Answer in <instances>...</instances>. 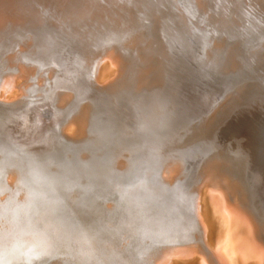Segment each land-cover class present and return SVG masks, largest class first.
Returning a JSON list of instances; mask_svg holds the SVG:
<instances>
[{
	"label": "rangeland",
	"instance_id": "rangeland-1",
	"mask_svg": "<svg viewBox=\"0 0 264 264\" xmlns=\"http://www.w3.org/2000/svg\"><path fill=\"white\" fill-rule=\"evenodd\" d=\"M128 2L122 26L0 18V78L23 86L0 98V264L152 263L195 244L183 197L216 149L243 154L264 192V0Z\"/></svg>",
	"mask_w": 264,
	"mask_h": 264
},
{
	"label": "bare ground",
	"instance_id": "bare-ground-1",
	"mask_svg": "<svg viewBox=\"0 0 264 264\" xmlns=\"http://www.w3.org/2000/svg\"><path fill=\"white\" fill-rule=\"evenodd\" d=\"M10 15V14H9ZM6 16V15H5ZM15 17V16H14ZM10 18V16H9ZM4 19V18H3ZM5 20V19H4ZM13 20V19H12ZM17 20V19H14ZM3 22V21H2ZM1 22V23H2ZM6 23V22H5ZM4 23V25H5ZM13 23V22H12ZM8 24V23H7ZM6 26V25H5ZM4 26V27H5ZM10 26V25H9ZM12 26V25H11ZM3 27V24H2ZM12 28V27H11ZM1 29V28H0ZM7 29V28H6ZM4 31V29H3ZM7 32V31H6ZM1 37V36H0ZM110 56V55H109ZM106 59V58H105ZM11 62L12 60L9 59ZM7 60V61H9ZM117 62V61H116ZM100 64V63H99ZM107 65V64H105ZM2 66V65H0ZM5 66V65H3ZM15 66V65H14ZM103 66V65H102ZM7 67V65H6ZM9 67V66H8ZM17 68V64L15 66ZM106 67V66H105ZM105 67L100 66L101 70ZM4 69L5 72V68ZM107 69H109L107 67ZM115 69V68H113ZM1 70V69H0ZM14 70V69H13ZM112 70V69H111ZM15 71V70H14ZM109 71V70H108ZM1 72V71H0ZM4 72H1L2 74ZM101 72V71H100ZM112 72V71H111ZM114 72V71H113ZM95 73V72H94ZM1 74V75H2ZM19 74V73H18ZM23 74V73H22ZM111 73H109L110 75ZM114 74V73H113ZM4 75H6L4 73ZM108 76V75H107ZM17 77L5 76L0 78V98L6 99L17 96L21 93L23 86H20L17 82ZM28 78V77H26ZM99 78V77H97ZM100 80V78L98 79ZM19 81V80H18ZM15 88V89H13ZM26 89V88H25ZM15 99V98H14ZM9 100V99H8ZM1 101V100H0ZM5 102V101H1ZM0 102V103H1ZM14 102V101H12ZM12 104V103H11ZM14 106V105H13ZM1 108V105H0ZM6 109V107H4ZM12 108V106H11ZM2 110V109H1ZM0 110V111H1ZM3 112H0V114ZM11 113V112H9ZM212 117L213 114H212ZM211 117V118H212ZM80 119V118H79ZM214 119V118H213ZM4 121L5 118H3ZM203 121V120H202ZM72 123V122H71ZM75 123V122H74ZM1 124V123H0ZM78 124V123H77ZM62 125V124H61ZM72 125H68L64 127V131L67 136H73L75 134V127ZM216 125V124H215ZM77 127V125H76ZM77 129V128H76ZM214 129V128H213ZM82 130V129H81ZM214 131V130H213ZM216 131V130H215ZM77 132V131H76ZM194 133V132H192ZM191 133V134H192ZM78 134V133H77ZM213 135V133H212ZM192 136V135H191ZM207 136V135H206ZM74 137V136H73ZM78 137V136H77ZM81 137V136H80ZM79 138V137H78ZM76 139V138H75ZM215 140V139H214ZM213 140V141H214ZM221 142V141H220ZM219 143V141H218ZM221 144V143H220ZM216 145V144H215ZM219 145V144H218ZM217 148V147H216ZM220 148V147H219ZM203 156V155H202ZM114 160V159H113ZM161 160V158H160ZM115 161V160H114ZM130 164V163H129ZM132 164V163H131ZM116 165V164H115ZM158 165V164H156ZM153 166V165H152ZM151 166V167H152ZM177 166V165H176ZM155 167V166H153ZM104 169V168H102ZM107 169V167H106ZM176 169V168H175ZM167 170V169H166ZM205 170V169H204ZM106 171V170H105ZM127 171V170H126ZM178 171V169H177ZM180 171V170H179ZM183 171V170H181ZM170 173V171H168ZM113 173V172H112ZM116 173V172H115ZM128 173V172H127ZM168 173V174H169ZM172 173V172H171ZM181 173V172H180ZM204 173V172H203ZM199 175V179L202 180L205 176L204 174ZM107 174V173H106ZM114 174V173H113ZM161 174V173H160ZM178 174V173H177ZM208 174V173H207ZM226 174V173H225ZM126 175V174H125ZM153 175V174H152ZM164 175V174H163ZM162 175V176H163ZM175 175V173L173 174ZM172 175V176H173ZM183 175V174H182ZM107 176V175H106ZM110 176V175H109ZM161 176V175H160ZM169 176V175H168ZM177 175H175L176 177ZM222 173H209L206 178L202 181V192L198 194V185L194 187L193 191L186 193V197H183L185 202L189 205L190 203H194L192 198H196L197 202H195V215L197 218L198 224H194L192 220L190 225L195 229L194 237L192 236V240L189 242H194L195 244L188 245L184 247H174L168 250H161V253L158 252L157 256L152 260V263H148L146 261H141V264H264V240L259 237L255 233L254 223L246 213L244 207L241 205V201L236 191L228 190L227 186H225V182L223 179ZM108 177V176H107ZM112 177V176H111ZM115 177V175H114ZM120 177V176H119ZM164 177V176H163ZM227 177V176H226ZM109 178V177H108ZM117 178V177H115ZM121 178V177H120ZM172 178V177H171ZM174 179V177H173ZM10 182L13 180V175L9 177ZM104 180V179H103ZM121 180V179H119ZM163 180V178H162ZM171 180V179H170ZM197 179V183L200 181ZM155 181V180H154ZM180 181V180H178ZM177 181V183H178ZM182 181V179H181ZM195 181V180H194ZM109 182V179H108ZM171 182V181H170ZM107 183V182H106ZM166 183V182H165ZM169 183V182H168ZM175 183V181H174ZM227 183V181H226ZM161 184V182H160ZM192 184V183H191ZM200 184V183H199ZM230 184V183H229ZM174 185V184H172ZM179 186V183L177 184ZM152 186V184H151ZM180 187V186H179ZM193 188V186H192ZM227 188V189H226ZM153 189V188H152ZM169 189V188H168ZM235 190V188H233ZM171 190V189H170ZM169 190V191H170ZM200 190V188H199ZM154 191V189H153ZM187 191V190H186ZM166 192V191H165ZM112 193V191H111ZM168 194V193H167ZM171 194V193H170ZM168 194V195H170ZM166 195V194H165ZM167 195V198H169ZM185 195V194H184ZM183 195V196H184ZM193 195V196H192ZM116 196V195H115ZM161 196V195H160ZM159 197V196H158ZM164 197V195H162ZM178 197V196H177ZM118 198V197H117ZM120 198V197H119ZM118 198V199H119ZM167 198L165 201L169 200ZM175 198V197H174ZM179 198V197H178ZM125 199V198H124ZM123 199V200H124ZM161 198L160 200H162ZM195 199V201H196ZM118 201V200H117ZM176 202H180L174 200ZM182 201V200H181ZM114 203V202H113ZM163 203V202H162ZM182 203V202H181ZM185 203V204H186ZM97 204V203H96ZM110 204V203H109ZM166 204V202H165ZM192 204V205H194ZM104 205V204H103ZM176 205V204H175ZM184 205V204H183ZM94 206V205H93ZM109 206V205H108ZM143 206V205H142ZM92 207V206H91ZM97 207V206H96ZM182 206H180L181 208ZM130 208V207H129ZM185 208V207H183ZM81 209V208H80ZM79 209V210H80ZM92 209V208H91ZM78 210V211H79ZM132 210V209H130ZM139 210V209H138ZM182 210V209H181ZM84 211V209H83ZM82 212V211H81ZM147 212V211H146ZM183 212V210H182ZM181 212V213H182ZM90 214V213H89ZM137 214V213H136ZM78 215V214H77ZM93 215V214H92ZM140 215V214H139ZM150 215V214H149ZM148 214L144 217H148ZM103 216V215H102ZM151 216V215H150ZM98 218V217H97ZM102 218V217H101ZM143 218V217H142ZM105 219V218H104ZM122 219V218H121ZM78 220V219H76ZM75 220V221H76ZM101 220V219H100ZM103 220V219H102ZM135 220V219H134ZM133 220V221H134ZM141 220V219H140ZM95 221V220H94ZM97 221V220H96ZM99 221V220H98ZM145 221V220H144ZM147 221V220H146ZM183 221L185 219L183 218ZM188 221V220H187ZM90 222V221H89ZM92 222V221H91ZM141 222V221H140ZM175 222V221H174ZM177 222H179L177 220ZM100 223V222H99ZM103 223V222H102ZM101 223V224H102ZM123 223V222H122ZM142 223V222H141ZM171 223V222H170ZM173 223V222H172ZM176 223V222H175ZM145 224V222L143 223ZM95 225V224H94ZM106 225V224H105ZM142 225V224H141ZM164 225V224H163ZM169 225V224H168ZM77 227L79 225H76ZM90 226V225H88ZM103 226V224H102ZM134 226V225H133ZM160 226H162L160 224ZM167 226V225H166ZM189 226V225H188ZM94 227V226H93ZM168 226L167 228H169ZM174 227V226H173ZM88 228V227H87ZM97 228V227H96ZM144 228V227H143ZM164 228V226H163ZM187 228V227H186ZM199 228V229H198ZM86 229V228H84ZM105 229V228H104ZM162 229V228H161ZM166 229V228H165ZM174 229V228H173ZM94 230V229H93ZM99 231V230H98ZM102 231V230H101ZM110 231V230H109ZM158 231V230H157ZM162 231V230H159ZM164 231V230H163ZM166 231V230H165ZM164 231V232H165ZM168 231V230H167ZM170 231V230H169ZM84 232V230H83ZM82 232V234H83ZM87 232V231H86ZM94 232V231H93ZM105 232V231H104ZM187 232V229L186 231ZM88 234V233H87ZM111 234V233H110ZM154 234V232H153ZM191 234V233H190ZM69 235V234H67ZM81 235V234H80ZM86 235V234H83ZM90 235V234H89ZM103 234H100L102 236ZM107 235V234H106ZM165 235V234H164ZM163 235V236H164ZM167 235V234H166ZM169 235V234H168ZM161 236V235H160ZM175 236V235H174ZM68 237V236H67ZM84 237V236H83ZM99 238V236H97ZM106 237V236H105ZM140 237V236H139ZM144 237V235H143ZM69 238V237H68ZM87 238V237H86ZM84 237V239H86ZM94 238V237H93ZM92 238V239H93ZM110 238V237H109ZM152 238V237H151ZM177 238V237H176ZM180 238V236H179ZM184 238V237H183ZM63 239V238H62ZM66 238H64L65 240ZM82 239V238H81ZM80 239V240H81ZM88 239V238H87ZM96 239V236H95ZM126 239V238H125ZM189 239V238H188ZM75 240V239H74ZM79 240V239H78ZM79 240V241H80ZM94 240V239H93ZM106 240V239H105ZM104 240V241H105ZM181 240V239H180ZM62 241V240H61ZM90 241V240H89ZM101 241V240H99ZM107 241V240H106ZM159 241V240H158ZM184 241V240H183ZM182 241V242H183ZM187 241V242H188ZM84 243L86 241H83ZM181 242V241H178ZM88 243V241H87ZM93 243V241H92ZM101 243V242H100ZM99 243V244H100ZM105 243V242H104ZM108 243V242H107ZM117 243V242H116ZM115 243V245H116ZM168 243V242H167ZM78 244V243H77ZM82 244V243H81ZM96 244V243H95ZM98 244V243H97ZM102 244V243H101ZM114 244V243H112ZM120 244V243H119ZM88 245V244H87ZM108 245V244H107ZM110 245V244H109ZM114 245V246H115ZM145 245V244H144ZM165 245V244H164ZM167 245V244H166ZM175 245V244H174ZM177 245V244H176ZM180 245V244H179ZM86 246V245H85ZM90 244L88 245L89 248ZM103 244L101 245V247ZM117 246V245H116ZM120 246V245H119ZM122 246V245H121ZM54 248L55 245L49 246V248ZM92 247V246H91ZM93 247H95L93 245ZM108 247V246H107ZM164 247V246H163ZM99 248V247H98ZM106 248V247H105ZM165 248V247H164ZM169 248V247H167ZM165 248V249H167ZM92 249V248H91ZM97 249V248H96ZM102 249V248H101ZM104 249V247H103ZM148 249V248H147ZM87 250V249H86ZM94 250V249H92ZM108 250V249H106ZM121 250V249H120ZM98 251V250H97ZM109 251V250H108ZM113 251V250H112ZM115 251V250H114ZM117 251V250H116ZM155 251V250H154ZM76 252V249H75ZM74 252V253H75ZM99 252V251H98ZM111 252V250H110ZM109 252V253H110ZM145 252V251H144ZM89 253V251H88ZM102 253V252H101ZM107 253V252H105ZM125 253V252H124ZM86 254V253H85ZM92 254V253H91ZM117 254V253H116ZM111 255V254H109ZM160 255V256H159ZM74 257L76 254L73 255ZM99 255H97L98 257ZM108 257V255H106ZM137 256V255H136ZM151 256V255H150ZM95 257V256H94ZM96 257V258H97ZM160 257V263H157V260ZM73 258V257H72ZM93 258V257H91ZM103 258V257H102ZM114 258V257H113ZM99 259V258H98ZM134 259V258H133ZM94 260V259H93ZM90 261L91 262H93ZM108 260V259H107ZM16 260L13 261V263ZM105 261V260H104ZM129 261V260H128ZM82 262V261H81ZM97 261H95L96 263ZM99 262V261H98ZM107 261H105L106 264ZM115 262V261H114ZM120 262V260H119ZM71 263V262H70ZM85 263V262H84ZM88 263V262H87ZM101 263V261H100ZM99 263V264H100ZM108 263V262H107ZM111 263V261H110ZM113 263V262H112ZM92 264V263H91ZM97 264V263H96ZM103 264V262H102ZM116 264H122V262ZM123 264H135L133 263H123ZM137 264V263H136Z\"/></svg>",
	"mask_w": 264,
	"mask_h": 264
},
{
	"label": "water",
	"instance_id": "water-1",
	"mask_svg": "<svg viewBox=\"0 0 264 264\" xmlns=\"http://www.w3.org/2000/svg\"><path fill=\"white\" fill-rule=\"evenodd\" d=\"M129 0H0V18L12 13L19 14L23 20L45 21L56 19L72 27L83 25H117L122 26L127 21L126 4ZM129 3V2H128ZM108 28V26H106ZM111 27V26H110ZM113 27V26H112ZM237 96L223 102L224 107L216 110L214 120L206 121L197 128L198 133L212 131L224 115L239 104ZM211 160L210 163H208ZM211 169L213 173H226L236 183V189L241 205L253 221L255 233L264 240V192L256 198V174L251 171L247 158L236 151L216 149L206 157L199 167L198 176L203 168ZM204 168V169H205ZM197 176V177H198ZM264 176V175H263ZM259 194V192H257ZM262 200V202L260 201Z\"/></svg>",
	"mask_w": 264,
	"mask_h": 264
}]
</instances>
